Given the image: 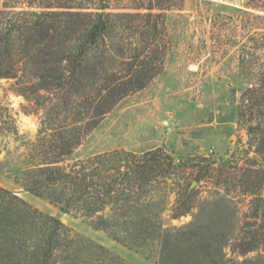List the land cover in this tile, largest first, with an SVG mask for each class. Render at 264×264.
I'll return each mask as SVG.
<instances>
[{
    "label": "rangeland",
    "instance_id": "1",
    "mask_svg": "<svg viewBox=\"0 0 264 264\" xmlns=\"http://www.w3.org/2000/svg\"><path fill=\"white\" fill-rule=\"evenodd\" d=\"M244 2L0 0L1 15L161 13L170 36L163 72L121 100L60 164L69 166L97 153L162 149L172 158L176 174L155 192L154 216H112L109 210L100 216H79L24 191L17 175L38 160L30 154L50 96L22 93L19 82L0 80V187L67 228L73 240L74 260L69 264H264V217L250 216L251 197L233 186L216 187L214 176L199 183L194 179L207 161L222 162L233 158L234 152H238L234 157L238 166L247 155L260 162L253 150L243 153L249 149L248 137L237 119L240 95L247 84L238 74V50L252 33ZM188 183L193 191L191 209L175 217L177 202L183 200L179 189ZM116 220L121 225L114 226ZM144 220L154 227L148 229ZM132 221L135 224L129 225ZM127 234L133 236V245L117 239ZM147 235L146 240L136 239ZM255 238L256 249L243 252L244 244Z\"/></svg>",
    "mask_w": 264,
    "mask_h": 264
},
{
    "label": "trees",
    "instance_id": "2",
    "mask_svg": "<svg viewBox=\"0 0 264 264\" xmlns=\"http://www.w3.org/2000/svg\"><path fill=\"white\" fill-rule=\"evenodd\" d=\"M243 7L250 11L244 14L251 18L252 33L238 50V74L247 84L237 119L248 137L249 149L243 153L253 150L260 162L247 155L238 166L234 152L225 161H207L194 179L199 183L214 176L216 187L233 186L251 197L250 216L264 217V0H245ZM170 46L161 13L0 14V80L19 82L22 93L50 96L30 154L38 160L18 172L20 187L64 213L92 217L109 210L112 216H154L155 192L176 174L162 149L97 153L69 166L60 164L121 100L163 72ZM179 190L183 200L177 202L175 217L188 214L193 197L189 183ZM120 238L133 245L132 235ZM256 241H248L242 251H254ZM72 249L73 240L59 220L0 187V264H69Z\"/></svg>",
    "mask_w": 264,
    "mask_h": 264
},
{
    "label": "water",
    "instance_id": "3",
    "mask_svg": "<svg viewBox=\"0 0 264 264\" xmlns=\"http://www.w3.org/2000/svg\"><path fill=\"white\" fill-rule=\"evenodd\" d=\"M195 183H196V182H193V184H192V186H191V187H193V186L195 185Z\"/></svg>",
    "mask_w": 264,
    "mask_h": 264
}]
</instances>
